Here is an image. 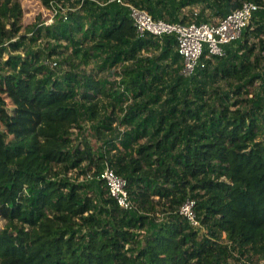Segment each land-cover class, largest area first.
<instances>
[{
    "label": "trees",
    "instance_id": "obj_1",
    "mask_svg": "<svg viewBox=\"0 0 264 264\" xmlns=\"http://www.w3.org/2000/svg\"><path fill=\"white\" fill-rule=\"evenodd\" d=\"M51 1L41 0L47 8ZM55 1L72 9L68 15L75 22L80 14L90 21L83 41L74 34L81 27H73L61 14L46 29L42 25L18 36L22 5L0 0V58L9 53L0 61V218L5 222L0 264H228L233 251L264 255V99L250 100L248 110L239 107V100L234 109L222 105L216 110L199 81L212 77L208 71L213 60L185 77L175 37H138L125 7L109 0ZM124 1L156 19L192 22L178 20L174 13L189 0ZM245 1L264 7V0ZM245 1L220 0V19ZM44 33L73 47V53L65 51L62 60L68 69L59 76L58 59L44 63L40 52L22 54L25 44ZM252 35L264 36V12L253 17L240 40L227 46V54L237 43L239 50L254 52ZM89 40L107 54L104 65L127 63L121 83L134 98L120 123L126 128L122 148L114 145L109 157L89 142L72 143L85 113L100 147L118 135L114 118L122 108L121 95L92 73L80 71L92 62L91 50L84 47ZM151 48L168 58L173 52V66L181 62L173 68L177 85L192 83L200 102L185 100L180 108L172 90L171 100L160 104L155 92L165 85L164 71L153 56L139 57ZM261 48L264 52L263 40ZM62 54L53 48L48 56ZM74 56H81L78 63ZM250 74L251 65L242 62L231 63L216 76L243 81ZM235 93L242 95L240 89ZM107 161L128 180L133 210L120 208L102 181L95 182L99 207L96 195H88L90 185L61 177L77 169V180L93 168L98 174ZM188 199L196 200L199 227L179 213ZM158 209L166 213L165 220L144 235ZM203 227L205 234L199 231Z\"/></svg>",
    "mask_w": 264,
    "mask_h": 264
},
{
    "label": "rangeland",
    "instance_id": "obj_2",
    "mask_svg": "<svg viewBox=\"0 0 264 264\" xmlns=\"http://www.w3.org/2000/svg\"><path fill=\"white\" fill-rule=\"evenodd\" d=\"M245 1V0H242ZM20 4L22 5L23 15L19 22V34L18 36L24 35L28 33V30L34 31L37 27L44 26L43 30L46 29L47 21L50 19L51 9L47 8L43 5L41 0H19ZM79 8V7H78ZM220 7V0H189V4L186 7L182 8L179 13L174 11L176 14V18L178 20H183V18L189 21H196L205 20L209 23H217L220 20V16L218 15L219 11L221 12ZM72 10L68 7H63L61 10L64 15L69 17L68 11ZM70 18V17H69ZM169 19V17H166ZM67 20V19H66ZM76 19L70 18L71 24L73 27L79 25L81 30L76 29L74 30L75 38L80 42L83 41L84 36L89 31L91 27L90 21L85 17L84 14H80L78 17V21L75 22ZM79 27V28H80ZM34 38L37 36L34 35ZM89 38L91 36V32H89ZM262 40L264 41V36H255L252 35L249 38L250 46L255 47L254 52H248L247 50H239L238 44L232 45L229 50L231 51L230 54H226L222 59H211L212 64L209 67V74L212 77H200V82L202 81L203 88L207 94L204 96L205 99L208 100L209 105L213 106L214 109L218 110L222 107V105H229L231 109H234L233 103L239 100V107L243 108L244 110L250 109L246 104L260 101L264 99V52L262 51L261 44ZM244 42V41H243ZM95 41L89 40L86 41L84 47H88L92 52V62L89 66H84L81 68L80 71L83 73H92L97 78L102 79L105 83H107V88H111V91H117L118 94L121 95L122 103L118 108V114L115 116L116 123H114V127L118 129V135L114 137V139L109 142H106L103 147H100V144L97 142V138L94 134V124L89 119L90 117L88 114L85 113V116L82 117V120L78 127L73 132L72 136V143L73 145H80L84 144L85 142H89L93 145L94 148L100 153L101 151H105V155L110 156L111 151L113 150V146L116 145L122 148V139L123 132L126 128L120 123L124 119V111H127L129 105L134 102V98L131 92L126 90L121 83L122 75L125 71V67L127 63H119L116 66L104 65V61L106 60L107 54L101 53L94 49ZM81 47V46H80ZM53 48H58L63 54L61 56L53 55L51 57L48 56L49 52ZM22 54L24 52H40L43 57L44 63H49L53 60H59L60 68L56 70V76L61 74L60 70L68 69L66 64L63 62L62 58L66 57L68 54L65 53L66 50L71 54L73 53V47H71L70 42L65 40H60L55 38L54 36H48L44 33L42 38L38 40H31L29 44H25L23 46ZM15 53V52H14ZM8 52H5L3 57L0 58V61L4 63L8 59ZM154 57L155 64L160 65V69L163 72L164 77V84L161 89L155 92V94L160 99V104L164 103L167 100H171L173 97L171 91L175 90L176 94L179 96L180 102L178 103L180 108L183 107V102L185 100H195L201 101L200 98H197L195 94V89L192 86V83L189 81H183V84L177 85L176 75L173 72V68H178L181 66V62L176 60L177 63L173 66V52L171 53L170 57L164 56L163 52L160 49H150L149 51H141L140 58L145 59V57ZM235 57H237L235 59ZM61 59V61H60ZM81 59V56H74L75 63H78ZM242 62L251 65V74L250 76L246 77L243 81L233 78L224 79L221 76L217 77L216 73L218 71L225 70L230 66L231 63H235L236 65H241ZM136 72V71H135ZM211 72V73H210ZM253 80V83L250 84V81ZM244 85L240 88V86ZM240 89L242 95L236 94V90ZM147 94L149 90H146ZM224 96L230 97L229 101H224ZM203 98V99H204ZM139 101V99H137ZM141 101V100H140ZM173 104H176V101L173 100ZM160 109L159 107H156ZM162 109V108H161ZM254 113V112H253ZM105 164L110 165L109 161ZM80 173V170H71L67 174H61V177L76 181L79 184L90 185L91 190L88 192V195H96V204L100 207L101 206V198L99 195V189L96 186V174H94V168L91 172L87 175H83L79 177L77 180V176ZM91 176V177H89ZM158 199V198H157ZM137 206V205H136ZM138 210L137 207L135 211ZM158 212L154 215V220H150L148 223V228L146 229L145 234L147 235L148 232H152L156 226L163 222L166 218V213L163 209H158ZM5 222L0 218V229L3 228ZM201 234H205L207 232L206 228L199 230ZM223 243L226 245L228 242L225 239V234H222ZM145 239V237H143ZM242 259L248 260L251 264H264V255L257 254L255 252L245 253V255H241L239 251H233V256L229 260L228 264L230 263H237Z\"/></svg>",
    "mask_w": 264,
    "mask_h": 264
},
{
    "label": "built area",
    "instance_id": "obj_3",
    "mask_svg": "<svg viewBox=\"0 0 264 264\" xmlns=\"http://www.w3.org/2000/svg\"><path fill=\"white\" fill-rule=\"evenodd\" d=\"M109 2H115L128 10L138 37L145 38L149 35L175 37L177 51L183 60L181 74L185 77H191L199 70L205 69L208 60L224 57L227 54V46L240 40L253 17L259 12H264V7L254 1H245L240 8L230 12L217 23L196 21L184 23L156 19L148 11L124 0H109ZM50 9L51 14L47 24H51L60 14L65 20L68 19L61 11L63 7L55 0L51 1ZM55 65L56 62H53L52 66ZM96 179L104 182L120 208L127 211L135 208V202L128 190V180L116 173L110 165L105 164L96 174ZM179 213L187 218L193 227L200 226L195 199H188L180 207ZM238 264L250 263L241 261Z\"/></svg>",
    "mask_w": 264,
    "mask_h": 264
}]
</instances>
